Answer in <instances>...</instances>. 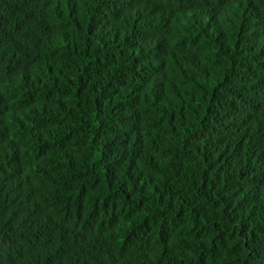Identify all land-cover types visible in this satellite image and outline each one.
Segmentation results:
<instances>
[{"label": "trees", "instance_id": "trees-1", "mask_svg": "<svg viewBox=\"0 0 264 264\" xmlns=\"http://www.w3.org/2000/svg\"><path fill=\"white\" fill-rule=\"evenodd\" d=\"M0 264H264V0H0Z\"/></svg>", "mask_w": 264, "mask_h": 264}]
</instances>
